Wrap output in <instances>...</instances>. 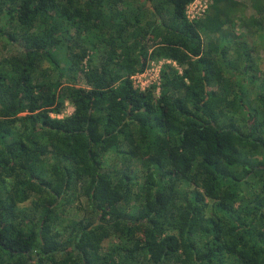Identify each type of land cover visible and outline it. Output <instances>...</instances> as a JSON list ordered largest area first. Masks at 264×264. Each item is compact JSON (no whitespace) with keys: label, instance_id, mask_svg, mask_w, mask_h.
<instances>
[{"label":"trees","instance_id":"1","mask_svg":"<svg viewBox=\"0 0 264 264\" xmlns=\"http://www.w3.org/2000/svg\"><path fill=\"white\" fill-rule=\"evenodd\" d=\"M194 1L0 0V264H264V0Z\"/></svg>","mask_w":264,"mask_h":264},{"label":"rangeland","instance_id":"2","mask_svg":"<svg viewBox=\"0 0 264 264\" xmlns=\"http://www.w3.org/2000/svg\"><path fill=\"white\" fill-rule=\"evenodd\" d=\"M240 1H241L242 3H244V5H246V7L243 8L244 13H245L246 15H248V16H249V15H253L254 12H253V10H252V8H251V6H250L251 1H250V0H240ZM199 2L202 3L201 6H204V4H205L204 0H199ZM191 7H192V6H191ZM191 7L188 9V11H191V9H192ZM240 15H241V14H240ZM239 21H240V20L238 19V23H240ZM235 30H236L235 32H236V34L238 35V37H239L241 34H244V33H245V31H244L242 28H240V27H236ZM203 39H204V41L207 43V41H208L207 36L203 35ZM57 52H58V54H59V58H60L61 60H63L65 54L62 52V50H58ZM17 54H20V51H19V50H17L16 48H13L12 46H8V47H6L5 44H4L3 42L0 41V57H1V58L4 57V56L17 55ZM158 60H160V59H158ZM158 60H152V61H150V65H151V66L149 65V66H150L149 68L158 69V68L160 67V65H161L160 62H158ZM161 60H168V59H161ZM153 64H154V65H153ZM165 65H169V64H167V63L164 64V65L162 66V69H164ZM171 65L175 66L173 63H172ZM175 67H176L179 71H181V68H180V67H178V66H175ZM261 69L264 70V64L261 65ZM258 74H259V75H262L263 73H262V74L258 73ZM259 85H260V83H257V85H255L254 88H253L252 94H251V96H250V99L253 100V101L256 99L257 95L260 94V88H259ZM73 111H74L73 106H72L71 104L67 103V104H65V108H64V111H63L62 114H59V115L52 114V116H53V117H57V118H62V117H64V116H66V115H70V114H72ZM84 203H85V199H83V200H81L80 202H77V203H75V204L73 205V209H74V211H72L71 214H69L71 218H77V219H78V218H81V217L83 216V213L79 214V212H77V210H75V209H78V207L83 206ZM28 204H30V203H28ZM113 243L116 244V241L113 242ZM113 243H110L109 240L105 241V242H104V249H107V248L110 246V244H113Z\"/></svg>","mask_w":264,"mask_h":264},{"label":"built area","instance_id":"3","mask_svg":"<svg viewBox=\"0 0 264 264\" xmlns=\"http://www.w3.org/2000/svg\"><path fill=\"white\" fill-rule=\"evenodd\" d=\"M205 4L204 6H201V2H199V0H195L193 3H191L188 7V9L191 7V11L187 10V14L189 19L194 20V19H198L200 18L202 15L205 14V12L208 10L212 0H204ZM158 62H160V67L158 69H154V68H147L145 71L143 72H138L136 74H134L131 79L133 80V83L135 85V87L137 89L140 90H146L154 85L157 86V92L159 93L161 88H160V80H161V71H162V66L164 64H174L176 65L175 62L171 61V60H158ZM154 65V64H153Z\"/></svg>","mask_w":264,"mask_h":264},{"label":"water","instance_id":"4","mask_svg":"<svg viewBox=\"0 0 264 264\" xmlns=\"http://www.w3.org/2000/svg\"><path fill=\"white\" fill-rule=\"evenodd\" d=\"M149 5H150V3H149ZM96 224H98V223H96Z\"/></svg>","mask_w":264,"mask_h":264}]
</instances>
